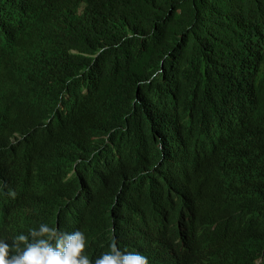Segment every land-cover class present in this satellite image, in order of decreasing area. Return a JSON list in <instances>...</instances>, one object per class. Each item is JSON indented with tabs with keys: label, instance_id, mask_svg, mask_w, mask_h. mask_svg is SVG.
<instances>
[{
	"label": "trees",
	"instance_id": "obj_1",
	"mask_svg": "<svg viewBox=\"0 0 264 264\" xmlns=\"http://www.w3.org/2000/svg\"><path fill=\"white\" fill-rule=\"evenodd\" d=\"M42 222L264 264V0H0V238Z\"/></svg>",
	"mask_w": 264,
	"mask_h": 264
},
{
	"label": "clouds",
	"instance_id": "obj_2",
	"mask_svg": "<svg viewBox=\"0 0 264 264\" xmlns=\"http://www.w3.org/2000/svg\"><path fill=\"white\" fill-rule=\"evenodd\" d=\"M66 195L51 194V201L67 200ZM192 215L196 219V215ZM0 238V264H150L138 251H123L114 240L108 249L90 259L85 253L86 237L83 231H61L59 224L42 222L17 234L11 243ZM143 249L150 252L158 264H179L175 249L166 248L158 239L149 238Z\"/></svg>",
	"mask_w": 264,
	"mask_h": 264
}]
</instances>
